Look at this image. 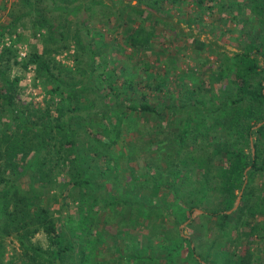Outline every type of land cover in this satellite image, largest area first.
I'll use <instances>...</instances> for the list:
<instances>
[{
	"label": "trees",
	"instance_id": "16d2710c",
	"mask_svg": "<svg viewBox=\"0 0 264 264\" xmlns=\"http://www.w3.org/2000/svg\"><path fill=\"white\" fill-rule=\"evenodd\" d=\"M72 1L0 21V264H263L264 0L219 2L234 50L170 14L217 0Z\"/></svg>",
	"mask_w": 264,
	"mask_h": 264
},
{
	"label": "rangeland",
	"instance_id": "374dc122",
	"mask_svg": "<svg viewBox=\"0 0 264 264\" xmlns=\"http://www.w3.org/2000/svg\"><path fill=\"white\" fill-rule=\"evenodd\" d=\"M45 2L47 0H44ZM86 1V0H85ZM106 2H108L109 4H116L118 0H105ZM186 1V0H185ZM190 1V0H188ZM221 0H217L216 2H214V8L212 10V15L210 14V12L206 9H199L197 10V14L199 15V17H195V14L191 15L190 17V13L194 12V8L188 7L187 9L183 8V9H178L174 10V8L171 9L170 14L173 16H182L180 13L178 12H183V16L182 18H179V20L181 21V24H184V20L187 18H193L192 20L194 21L196 19V21L200 18V21L195 22L198 23L197 25L199 27H195V30H199L204 28V32L202 31L200 36L201 38L205 39L206 38H210V36H213L212 33H217L218 35L216 36V38L219 40L220 44H224L225 48L227 50H234L237 49L238 47L241 46V44L238 45V43H236L237 40L233 39V37H237L238 34L236 35L235 31L231 30L230 27L235 26L236 29H240L241 25L238 24V22H236V24H232V22L230 21V11L231 10H227L224 6L220 5ZM19 2V0H0V21H7L10 16H9V12L12 11L13 15H17L18 12H20V5L17 3ZM78 0L72 1L70 4L74 5L76 3H78ZM186 3V2H185ZM183 2V4H185ZM184 6V5H183ZM96 9L95 13H92L90 10L85 9V7H81L79 9V11L72 13L71 15H69L67 17L68 21L71 22V26L72 28H74L75 23L77 22V20H84L88 17H90V20L87 22L88 25H90L91 22L95 23V24H99V21H102L104 19V17L102 16L101 12L99 9V5L98 6H94ZM234 12L236 10H234V8L232 9ZM250 9L248 7H244V9L242 10V14H246V16H249L251 14H249ZM91 14V15H90ZM175 14V15H174ZM53 16H51L53 18V20L56 23H62V20L64 18V16L61 15L60 12H53L52 13ZM217 15H219L220 17V22L222 24L225 25L224 29L227 28L228 32L226 34L221 33V30L215 26V23L212 24L211 18L212 16L215 18ZM92 16V17H91ZM176 19V18H175ZM23 21L26 23V19L24 18ZM217 25V24H216ZM194 26V25H193ZM203 26V27H202ZM202 27V28H201ZM100 30L102 31L103 35H108L109 34V30L107 28V26L103 25ZM193 31V32H194ZM204 33V34H203ZM219 36V37H218ZM242 37H240V41H241ZM6 44H8V41H6ZM19 54L20 55H24L25 54V49L24 47H19ZM73 47L70 45L68 50H65L59 54H57L56 58L62 62H71V54L73 53ZM111 55L120 58L121 56L119 54H116L114 51H111ZM184 55L187 56L186 59H190V57L192 56V54L190 53V51H185ZM186 59L184 61V63H186ZM112 60V59H111ZM132 64V63H131ZM214 64L212 63V61H210L207 66H211ZM125 66L127 67H131V65L128 66V64L125 62ZM15 66H13L10 71L11 72H15ZM27 77V81H29V83L31 82L32 79V75L27 73L26 74ZM43 96V92L41 90V88L39 86H35L34 84H29L28 87L26 88L25 92H22L21 97L24 101H31L34 103V105L39 102H41V98ZM154 136V135H152ZM105 193L99 194V202L102 201V197L104 196ZM240 194V193H239ZM235 205V204H234ZM70 207H73V202H70ZM196 213H199V211L195 210L193 212V215H195ZM111 215V216H110ZM109 216L113 219L114 217L116 218V215H113L112 213L109 214ZM261 216L257 217V220H260ZM115 220V219H114ZM103 224H101L100 226H102ZM185 224H182L180 227L184 228ZM110 227V226H107ZM184 235H188L190 233L193 232V226L189 225L187 226L184 230H182ZM10 241V240H9ZM35 242H39L42 245H46V239L44 237L43 234H37L34 238ZM13 243H9L8 246H11ZM16 245V244H13ZM262 255L264 256V250H261ZM264 259V258H263ZM264 262V260H263ZM264 264V263H263Z\"/></svg>",
	"mask_w": 264,
	"mask_h": 264
},
{
	"label": "water",
	"instance_id": "95a60500",
	"mask_svg": "<svg viewBox=\"0 0 264 264\" xmlns=\"http://www.w3.org/2000/svg\"><path fill=\"white\" fill-rule=\"evenodd\" d=\"M239 200H240V194L238 195V197H237V199H236V202H235V205H234L233 209L236 208V206H237L238 203H239ZM197 211L200 212V210H198V209H197Z\"/></svg>",
	"mask_w": 264,
	"mask_h": 264
}]
</instances>
